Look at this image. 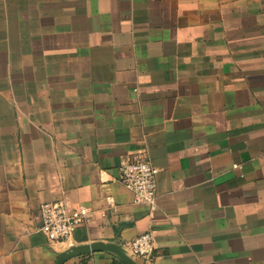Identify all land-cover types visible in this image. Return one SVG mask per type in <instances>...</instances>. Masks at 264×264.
I'll return each mask as SVG.
<instances>
[{"label":"crops","instance_id":"0c3cea01","mask_svg":"<svg viewBox=\"0 0 264 264\" xmlns=\"http://www.w3.org/2000/svg\"><path fill=\"white\" fill-rule=\"evenodd\" d=\"M141 154L154 215L118 182ZM63 200L94 213L74 246L264 264V0H0V264H57L40 208Z\"/></svg>","mask_w":264,"mask_h":264},{"label":"built area","instance_id":"2783aa9c","mask_svg":"<svg viewBox=\"0 0 264 264\" xmlns=\"http://www.w3.org/2000/svg\"><path fill=\"white\" fill-rule=\"evenodd\" d=\"M160 170L149 158L141 154L125 160L120 167L118 182L134 196V205L145 207L151 215L158 208V176ZM94 213L84 207H74L67 201L45 203L40 208V231L52 244L72 245L77 231L92 222ZM135 258L151 260L155 250V237L146 233L127 245Z\"/></svg>","mask_w":264,"mask_h":264},{"label":"water","instance_id":"95a60500","mask_svg":"<svg viewBox=\"0 0 264 264\" xmlns=\"http://www.w3.org/2000/svg\"><path fill=\"white\" fill-rule=\"evenodd\" d=\"M98 251H108L118 256L124 264H135L125 253L122 247L116 245L96 244L94 246H72L65 253L61 254L57 264H63L65 261L81 255L91 254Z\"/></svg>","mask_w":264,"mask_h":264}]
</instances>
